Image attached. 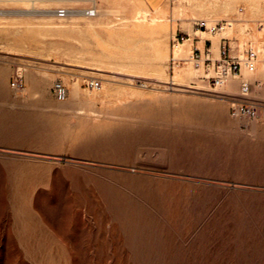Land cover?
<instances>
[{
    "label": "rangeland",
    "instance_id": "374dc122",
    "mask_svg": "<svg viewBox=\"0 0 264 264\" xmlns=\"http://www.w3.org/2000/svg\"><path fill=\"white\" fill-rule=\"evenodd\" d=\"M186 1L167 0L158 54L124 22L138 0H0V264H264V120L231 115L240 80L215 88L203 60L172 52L192 38L215 59L228 38L263 54L264 9L216 15L213 35L249 27L215 52Z\"/></svg>",
    "mask_w": 264,
    "mask_h": 264
},
{
    "label": "built area",
    "instance_id": "2783aa9c",
    "mask_svg": "<svg viewBox=\"0 0 264 264\" xmlns=\"http://www.w3.org/2000/svg\"><path fill=\"white\" fill-rule=\"evenodd\" d=\"M86 14L95 15V8L84 9ZM67 8H59L58 14L61 17H66ZM223 23V22H222ZM200 29H207L205 20L197 23ZM222 27L220 22L212 28L213 31ZM179 40V39H178ZM212 45L205 48L204 52L197 46L191 53L195 61H199L205 56L204 64L208 70H212L213 74L210 77L211 84L215 88L224 85L227 78L234 77L241 82L243 92L239 95H234L231 104V115L236 118L248 117L251 119L264 120V100L255 99L250 95V89L256 82L249 75L255 73L258 63L264 65V53L261 54L252 45L248 46L242 53H238L232 47V42L228 38H223L220 44L219 58L214 59L211 51ZM175 63V59H174ZM246 71V73H245ZM260 83L257 82V85ZM11 85L16 90H21L24 87V76L22 73H16L13 77ZM90 86L100 87L99 80H92ZM56 98L60 101H65L68 98V88L63 80L57 79L52 86Z\"/></svg>",
    "mask_w": 264,
    "mask_h": 264
},
{
    "label": "bare ground",
    "instance_id": "6f19581e",
    "mask_svg": "<svg viewBox=\"0 0 264 264\" xmlns=\"http://www.w3.org/2000/svg\"><path fill=\"white\" fill-rule=\"evenodd\" d=\"M237 1H239V0H209V1H207V0H196V3H194L195 5H194V10H193L192 15H191L192 16L191 19L198 20L199 16H202V17H204V19H206L205 21L207 23V29H201L199 31L197 30L198 32H196V33L197 34L199 33L201 35V38H204V37H207V36L208 37H212L213 42H214L213 47H214L215 52H216V50H218V46L220 44L219 43L220 37H222V36L224 37V35H226V34H230V33L232 34L235 31V29L237 27H239L238 26V24H239L238 21H240V22L241 21H244L245 22V25L244 26H242V27L240 26L241 29H243L244 31L249 27L248 26L249 25V23H248V20L249 19L246 18L247 16L242 15V16H240V17L237 18V22L236 21H233V20H232V22H229L230 26H228V29H227L226 26L223 27L222 31L219 32V34L216 33L217 35H213L214 33L211 34V32H210V31H213L212 28L217 25V24L214 25V26L211 25V24H215L217 22L218 18L216 17V15H218L220 13H225L226 14L229 11H231L230 9L233 7L234 2H237ZM246 2H247L248 10L251 11V12L256 13V12H260L261 9L262 10L264 9V6L261 5L258 0H246ZM64 8H67V10H68L66 17H68L69 15L71 16L72 14L70 12H72L73 10H71L68 7H64ZM89 8H95L96 9L95 15H88V14H86V12L84 11V9L83 10H80V11L85 16H88V17L96 16L97 13H98L97 5L96 4H93ZM86 9H88V8H86ZM180 9H182V8H180ZM189 9H191L190 6H189ZM58 10H57V12H58ZM166 10H165V7L160 8L158 11H156V14L149 19L148 16L151 13V10L148 9V8H146L143 5L142 0H138V6L135 9L134 14L131 15V16L123 17L125 19L124 22L129 23L130 25L141 29V32L148 33V34H151V35H154V34L157 35L156 38H155V42H156L155 48H156L158 54H162V52H164L166 50V48L164 50L163 47H162V45L164 44L165 32L166 31L168 32V28H169V24L165 21V19H166ZM75 11H77V10H74V12ZM181 12H183V11H181ZM76 14L79 15V12L77 11ZM240 14H243V12L240 13ZM219 17H220V15H219ZM98 21L99 20H97V22ZM229 21H230V19H229ZM199 22H197V23H199ZM93 23L94 22H90L89 25L92 26V25H94ZM235 23H237V24L235 25ZM205 30H210V31H205ZM200 42L203 43V41H200ZM191 45H193V39L192 38L186 39L184 42H178V44L175 45V48L172 49V52L175 55V57L179 56L180 59H181V55L182 56L185 55L188 51H189V54L192 53V49L190 50V46ZM204 50H205V48H204ZM219 54H220V51H219ZM191 57H192V55H191ZM203 57H204V59L202 58L200 60H203V63H204L205 56H203ZM98 67H100V66H98ZM130 67H131V65H130ZM100 69H101V67H100ZM190 74H192V71H190V69L187 70V71H183V72H177L176 76L174 78H172L171 80H172L173 83H178L179 81L182 82V81H184L183 78H185L186 76H188ZM44 76H46V75L44 74ZM230 78H231V76L226 79L224 85L229 81L228 82V87H227V92H235L237 90V88H236V79L235 78L230 79ZM184 90H186V89H184Z\"/></svg>",
    "mask_w": 264,
    "mask_h": 264
},
{
    "label": "crops",
    "instance_id": "0c3cea01",
    "mask_svg": "<svg viewBox=\"0 0 264 264\" xmlns=\"http://www.w3.org/2000/svg\"><path fill=\"white\" fill-rule=\"evenodd\" d=\"M142 2L146 8L151 10V12H156L167 4V0H142ZM254 80L256 82L251 87L250 94L255 99L264 100V74L262 73L260 77H257ZM257 82L260 84L257 85Z\"/></svg>",
    "mask_w": 264,
    "mask_h": 264
}]
</instances>
